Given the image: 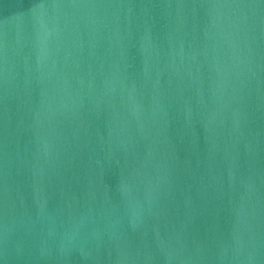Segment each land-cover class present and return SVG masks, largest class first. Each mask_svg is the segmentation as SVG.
Returning <instances> with one entry per match:
<instances>
[{
  "label": "water",
  "instance_id": "water-1",
  "mask_svg": "<svg viewBox=\"0 0 264 264\" xmlns=\"http://www.w3.org/2000/svg\"><path fill=\"white\" fill-rule=\"evenodd\" d=\"M0 264H264V0H0Z\"/></svg>",
  "mask_w": 264,
  "mask_h": 264
}]
</instances>
